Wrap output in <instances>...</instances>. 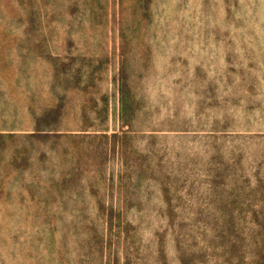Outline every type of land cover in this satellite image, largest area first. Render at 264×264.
<instances>
[{
  "label": "rangeland",
  "instance_id": "rangeland-1",
  "mask_svg": "<svg viewBox=\"0 0 264 264\" xmlns=\"http://www.w3.org/2000/svg\"><path fill=\"white\" fill-rule=\"evenodd\" d=\"M0 264H264V0H0Z\"/></svg>",
  "mask_w": 264,
  "mask_h": 264
}]
</instances>
